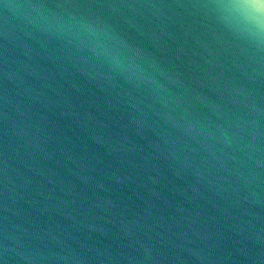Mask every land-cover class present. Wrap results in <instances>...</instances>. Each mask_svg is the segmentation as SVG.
<instances>
[{"label": "water", "instance_id": "1", "mask_svg": "<svg viewBox=\"0 0 264 264\" xmlns=\"http://www.w3.org/2000/svg\"><path fill=\"white\" fill-rule=\"evenodd\" d=\"M43 2L111 26L145 71L129 78L17 25L6 78L0 8V259L7 229L35 264H264V190L221 189L187 123L240 107L224 81L264 99V77L213 32L200 0ZM145 2L182 7L163 19L122 7ZM9 264L33 261L12 253Z\"/></svg>", "mask_w": 264, "mask_h": 264}, {"label": "clouds", "instance_id": "2", "mask_svg": "<svg viewBox=\"0 0 264 264\" xmlns=\"http://www.w3.org/2000/svg\"><path fill=\"white\" fill-rule=\"evenodd\" d=\"M122 7L143 10L163 19L167 17L168 10L182 5L145 2ZM194 7L210 22L214 33L227 38L233 49L243 55L244 64L251 74L264 77V0H200ZM0 8L4 10L6 78L17 74L8 52L10 45L20 39L16 34L17 25H23L32 32L63 38L68 44L103 63L110 71L137 80L143 79L145 70L138 63L136 54L111 26L98 19L76 13H57L43 0H0ZM223 87L229 99L240 106L237 110L217 107L214 112L216 119L209 118L208 123L187 121L188 130L197 138L203 153L198 157V166L202 165L203 171L212 176L225 191H251L253 185L257 190H264V99L238 88L230 81H224ZM11 103L6 95V121L9 119ZM184 112L187 113L188 108ZM181 118L187 120L186 116L182 115ZM9 168L6 158V197L9 192ZM254 194L258 196L259 192ZM244 199L248 197L244 196ZM21 247L20 237L6 229L0 264H9L12 253L30 259L35 264L37 257L21 251ZM63 259L67 260L68 257Z\"/></svg>", "mask_w": 264, "mask_h": 264}]
</instances>
